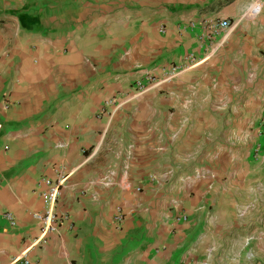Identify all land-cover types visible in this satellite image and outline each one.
I'll list each match as a JSON object with an SVG mask.
<instances>
[{"label": "crops", "instance_id": "1", "mask_svg": "<svg viewBox=\"0 0 264 264\" xmlns=\"http://www.w3.org/2000/svg\"><path fill=\"white\" fill-rule=\"evenodd\" d=\"M263 115L264 0H0V264H264Z\"/></svg>", "mask_w": 264, "mask_h": 264}, {"label": "built area", "instance_id": "2", "mask_svg": "<svg viewBox=\"0 0 264 264\" xmlns=\"http://www.w3.org/2000/svg\"><path fill=\"white\" fill-rule=\"evenodd\" d=\"M193 27V26H192ZM201 27L205 32H210L215 34L217 31L222 29H227L230 27V23L227 21H217V20H204L201 23ZM194 65V60L191 57L185 59L182 64L173 65L168 69H163L161 72V79L156 80L155 78L145 75L142 80L135 82V86L139 90L145 91L153 86H156L159 83L169 82L173 78L177 77L180 73L189 70ZM259 136L264 140V118L259 122ZM65 176L60 175L57 180L44 179L42 185L44 190H41L39 196L44 204V211L42 213L34 214L35 219L39 223V236L32 240L29 249H32L36 246L42 245L46 242V239L49 235L53 234L57 230L59 222L63 221V218H59L56 215V206L60 190L65 183ZM5 218L11 222V225H14L13 218L10 214H6ZM123 219L121 210L117 209L116 214L113 218L115 224H120ZM186 217L181 216L176 219L177 222L185 221ZM10 264H30V261L25 259V257L14 258Z\"/></svg>", "mask_w": 264, "mask_h": 264}, {"label": "rangeland", "instance_id": "3", "mask_svg": "<svg viewBox=\"0 0 264 264\" xmlns=\"http://www.w3.org/2000/svg\"><path fill=\"white\" fill-rule=\"evenodd\" d=\"M263 118H264V115L259 118V120L257 121V124H256L257 137H258V139L261 140V143H259L258 145H256L254 147L253 152H252V156H251L252 161L257 160L260 157V155L264 152V140L261 138V136H259V122H261V120Z\"/></svg>", "mask_w": 264, "mask_h": 264}]
</instances>
